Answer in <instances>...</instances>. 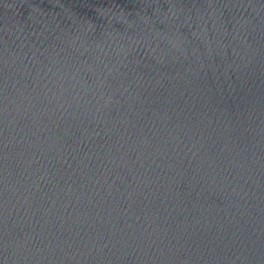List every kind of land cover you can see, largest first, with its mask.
<instances>
[{
  "label": "water",
  "instance_id": "95a60500",
  "mask_svg": "<svg viewBox=\"0 0 264 264\" xmlns=\"http://www.w3.org/2000/svg\"><path fill=\"white\" fill-rule=\"evenodd\" d=\"M0 264H264V0H0Z\"/></svg>",
  "mask_w": 264,
  "mask_h": 264
}]
</instances>
